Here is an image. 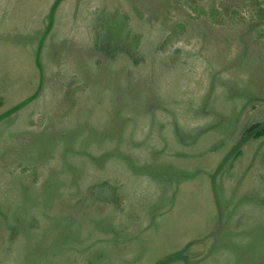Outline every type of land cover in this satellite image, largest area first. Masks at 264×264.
<instances>
[{
    "label": "rangeland",
    "instance_id": "374dc122",
    "mask_svg": "<svg viewBox=\"0 0 264 264\" xmlns=\"http://www.w3.org/2000/svg\"><path fill=\"white\" fill-rule=\"evenodd\" d=\"M54 2L0 0V115L38 91L0 120V264H264V0H61L45 32Z\"/></svg>",
    "mask_w": 264,
    "mask_h": 264
},
{
    "label": "trees",
    "instance_id": "16d2710c",
    "mask_svg": "<svg viewBox=\"0 0 264 264\" xmlns=\"http://www.w3.org/2000/svg\"><path fill=\"white\" fill-rule=\"evenodd\" d=\"M61 0H55L50 15H49V25L47 27V30L45 32H47L51 26V23L53 21V12L57 6V4L60 2ZM36 64L38 66V68L40 69V63L38 60H36ZM38 94V91L35 92L33 95L29 96L28 98H26L25 100L21 101L20 103L16 104L15 106L9 108L6 112H4L2 115H0V120L6 116H9L15 112H17L18 110H20L22 107H24L26 104H28L31 100H33ZM245 136H249V137H253V138H260V137H264V125H260V124H254L251 127H249L246 131H245ZM239 154V153H238ZM91 193L95 194L99 199L101 200H105V201H109L111 196L113 195V189L112 187L107 184V183H103L97 186H94L92 189H90Z\"/></svg>",
    "mask_w": 264,
    "mask_h": 264
}]
</instances>
